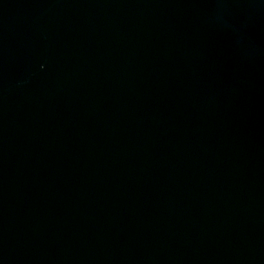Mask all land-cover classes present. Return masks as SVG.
<instances>
[{
  "label": "water",
  "instance_id": "1",
  "mask_svg": "<svg viewBox=\"0 0 264 264\" xmlns=\"http://www.w3.org/2000/svg\"><path fill=\"white\" fill-rule=\"evenodd\" d=\"M0 264H264V0H0Z\"/></svg>",
  "mask_w": 264,
  "mask_h": 264
}]
</instances>
